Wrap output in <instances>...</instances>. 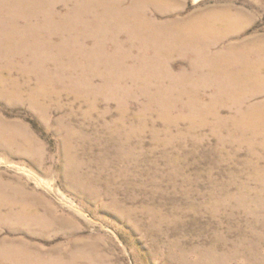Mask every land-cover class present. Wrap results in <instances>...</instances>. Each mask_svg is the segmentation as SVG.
<instances>
[{"label":"rangeland","instance_id":"obj_1","mask_svg":"<svg viewBox=\"0 0 264 264\" xmlns=\"http://www.w3.org/2000/svg\"><path fill=\"white\" fill-rule=\"evenodd\" d=\"M65 1L33 0L32 8L27 0H0V12L13 20L24 46L33 36L23 37L20 31L29 34L46 21L52 32L62 33L59 28L65 20L73 28H90L92 37L96 35L92 24L101 32L104 26L109 28L90 13L84 0ZM127 9L120 11L128 15ZM148 9L154 28L163 27L167 19L214 22L218 12H227L235 21L234 33L216 45L213 54L234 44L239 54L247 49L243 57L254 63L256 46H264V0H172L171 12L164 6ZM164 11L173 15L164 16ZM53 13L63 21L48 20ZM75 31L72 39L66 32L55 43L72 47L80 36L88 38ZM89 39L86 46L92 48L94 41ZM113 49L107 44L102 51ZM135 54L121 60L113 72L101 61L93 85L99 87L103 75H122L120 91H132L122 104L104 92L76 100L61 89L58 78L64 76V84L76 83L81 72L70 76L57 68L64 64L55 62L43 63L60 95L48 102V109L0 98V211L14 215L0 222V242H24L23 250L51 257L57 264H264V134L247 137L232 124L239 107H264V88L232 104L227 94L220 95L218 99L226 102L214 113L197 115L195 123L178 120L187 115L179 104L170 112L176 118L171 123L162 119V109L154 104L143 113L148 98L140 81L132 78L140 72ZM143 56L148 67L160 69L157 53L145 51ZM258 57L264 78V55ZM24 60L0 58L1 63L12 64ZM85 60L70 56L63 62L81 70L86 69ZM192 60V55L175 53L168 59L169 69L172 74L185 72L187 87L196 89V112L208 113L217 93L213 79L225 83L227 75L219 73L216 78L205 60L192 70ZM12 76L20 77L17 72ZM160 76L161 72L152 76L153 85L173 86ZM133 130L137 136L124 135Z\"/></svg>","mask_w":264,"mask_h":264},{"label":"bare ground","instance_id":"obj_2","mask_svg":"<svg viewBox=\"0 0 264 264\" xmlns=\"http://www.w3.org/2000/svg\"><path fill=\"white\" fill-rule=\"evenodd\" d=\"M27 1L30 7L35 8L33 0ZM65 2L68 3V0ZM171 2L172 0H134L129 4L126 0H104L100 2L97 0H84L83 3L87 5V9L91 11L90 13L101 23L108 25L109 28L104 26L105 30L101 32L102 29H99L98 25L92 24V26L96 28L92 27L96 34L92 37L88 32L90 28L83 29L84 27L81 26L73 28L72 25L69 24L70 26H68L65 24V20L61 23L62 25L60 28L57 26L61 29L62 33H57L56 31L52 32L49 26L50 24L46 21V24L41 28L31 29L29 34L20 31L23 37L30 34L33 36L29 44L25 46L16 37L18 29L14 25L13 20L10 21L8 15L3 18L0 12V21L4 20L3 24L0 23V58L4 59V56H17L25 59L22 63L18 61L17 63L14 61L13 64L9 61V63L0 62V98L8 101L14 100V102L25 101L30 107L35 109H48V102L50 100H59L60 98L59 93L55 92L52 88L54 80L51 78V74L44 71V69L48 70V67L45 65L55 62L57 65L64 64L63 66H57V68L66 71L70 76L74 71L81 72V78L78 79L77 82L75 81L76 83L72 82V80H68V84H64L62 80L64 76L58 78L59 82L62 84V86H60L62 87L61 89L73 93L76 100H90L98 93L104 92L107 98H110L109 95H111L113 98L117 99L119 104H122L126 97L132 96L131 90H124V92L120 91V84L124 82L122 80L125 79L122 75H110L111 73L103 75L100 79L102 82L98 85L99 87L94 88L93 85H95L94 82L99 72L98 66L101 61L105 62L106 70L113 72L120 68L121 63L119 62H122L121 60L132 57L134 52L136 54L133 60L138 63L140 67L138 70L140 72L138 73L136 70L137 73L133 74L132 78L135 80L134 82L140 81V86L144 88L143 92L148 98L147 104L144 105L143 113L150 110L151 106L154 104L162 109V113H159L160 116H163L164 120L170 121L171 123L176 118H171L170 112L177 109L179 104L183 105V108L187 111V115L185 117L179 116L178 120L187 118L193 121L197 115L205 117L209 113H214V109L218 104L225 103L226 101L222 102L218 99L220 95L227 94V96L230 97L228 100L232 104L235 102L237 103V99L245 100L255 95L258 88H264V78L260 76L262 63L259 62L260 58L258 57L260 54L264 55V46L261 48L256 46L254 50L256 60L254 63H249L248 60L243 57V55L247 54V49H243L241 54H239L240 52H237L239 47L234 44L228 46L225 52L221 51L214 54L212 52V49L216 45L230 34L232 35L234 33L232 29L234 20L231 21L232 19L227 12H218L214 22L205 20L202 22V20H199L195 23L187 22L185 24L180 20L170 21L167 19L163 27L154 28L149 24L148 18L150 10L148 8L164 6L166 10L171 12L168 9L170 8ZM124 7L128 8L126 11L129 14L131 13L130 15L122 14L123 11H120V9ZM0 10H2V8H0ZM169 12L164 11V16L173 15L172 13L168 14ZM56 13L59 14L58 8L56 9ZM56 13H53L48 20H61ZM15 23H17V20ZM53 23L56 24V21H53ZM89 24L91 25V23ZM75 30L80 31L81 34H86V36L90 38L89 40L94 41L93 47L87 48L86 43L88 42V38L85 36H80L78 41L75 40L72 47H68L65 42H62L63 44L61 45L55 43L57 39L65 38L66 32L72 39L75 34L74 32H76ZM57 31L59 30L57 29ZM107 44H112L114 49L102 51L103 46ZM145 51L157 53V58L161 59L160 69H158L156 65H150V67H148L149 65L145 64V56H143ZM175 53L181 56L192 55V70L196 69V62L205 60L206 65L205 63L204 65L210 68V73H213L216 78L219 73L227 75L225 77V83L220 79H213L214 85L217 87V93L212 100H210L209 106L212 107V110L208 113L201 112L202 110L197 111L198 113L201 112L199 114L196 112L195 108L196 105H198V100L194 91L196 89L193 88V86L190 89L187 87L185 83L187 82L185 72H180L178 74H172L170 72L168 59L174 56ZM70 56L85 57V61H87L86 69L79 70L78 66L64 63V58ZM29 63L31 65L27 66ZM43 63H45V65H43ZM143 65L146 66L143 67ZM226 68H229V70H226ZM148 69L149 71H147ZM232 69L237 70V72L232 71ZM14 72L19 73L20 77L14 78L12 76ZM158 72H161L160 77L163 79L162 82H172L173 86H166L165 84L162 85L157 82L153 85L152 81L154 79H152V76H155ZM67 73H64V75L66 76ZM3 77L7 78V80ZM30 80H33L35 85L30 86ZM116 83L117 87L113 85ZM107 88L111 89L109 91L111 93L106 91ZM238 103L240 102L238 101ZM237 112L238 115L235 116L236 123L232 124L238 125L241 129L240 132L244 136L264 134V107L259 108L256 105L246 109L239 107ZM192 123L195 122L193 121ZM137 132V130L124 132V135L131 136L134 134V136H137ZM9 139L12 138L9 137ZM248 147H250V145ZM13 210L14 212L18 211H15V209ZM12 216L14 215L9 214V212L7 214H2L0 211V222ZM19 216L17 215L16 217ZM8 242L13 243L8 246ZM21 245H26V243L1 241L0 264H57L56 260L51 257L45 258L46 256L43 255V257L39 254L32 255L33 252L30 254V251L27 252L25 249L23 250V246Z\"/></svg>","mask_w":264,"mask_h":264}]
</instances>
